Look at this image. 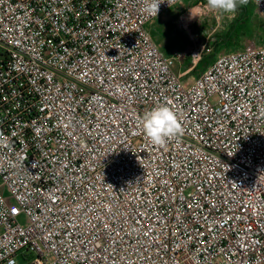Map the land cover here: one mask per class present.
<instances>
[{
    "label": "built area",
    "instance_id": "built-area-1",
    "mask_svg": "<svg viewBox=\"0 0 264 264\" xmlns=\"http://www.w3.org/2000/svg\"><path fill=\"white\" fill-rule=\"evenodd\" d=\"M182 1L0 0V264H264V46L187 84L148 29Z\"/></svg>",
    "mask_w": 264,
    "mask_h": 264
},
{
    "label": "rangeland",
    "instance_id": "rangeland-1",
    "mask_svg": "<svg viewBox=\"0 0 264 264\" xmlns=\"http://www.w3.org/2000/svg\"><path fill=\"white\" fill-rule=\"evenodd\" d=\"M206 4L207 0H183L148 25L165 56L183 54V58L175 63V71L186 73L183 79L187 84H191L205 70L201 64L204 58L213 63L226 53L240 51L248 46H264L263 41L252 38L232 44L223 43L222 38L230 32L239 16V8L235 18L228 19L227 16L208 11ZM249 4L255 11L253 16L257 15L264 20L254 2L249 0ZM190 10L193 13L188 15ZM198 49L201 50V61L195 65L193 53Z\"/></svg>",
    "mask_w": 264,
    "mask_h": 264
},
{
    "label": "clouds",
    "instance_id": "clouds-1",
    "mask_svg": "<svg viewBox=\"0 0 264 264\" xmlns=\"http://www.w3.org/2000/svg\"><path fill=\"white\" fill-rule=\"evenodd\" d=\"M163 2L164 0H145L144 11L149 15H157L159 5ZM248 4L249 0H207L206 6L210 12L233 19L238 8ZM141 125L146 139L159 147H165L184 132L178 113L168 104H160L147 111L142 117Z\"/></svg>",
    "mask_w": 264,
    "mask_h": 264
},
{
    "label": "trees",
    "instance_id": "trees-1",
    "mask_svg": "<svg viewBox=\"0 0 264 264\" xmlns=\"http://www.w3.org/2000/svg\"><path fill=\"white\" fill-rule=\"evenodd\" d=\"M254 12L250 4L240 6L237 20L232 25L230 32L222 38V42L232 44L246 38L258 39L264 42V20L257 15L253 16ZM210 63L206 58L201 61L204 69L210 66Z\"/></svg>",
    "mask_w": 264,
    "mask_h": 264
}]
</instances>
